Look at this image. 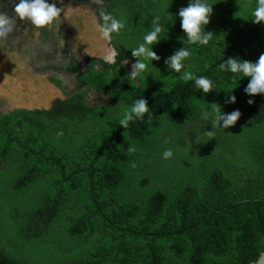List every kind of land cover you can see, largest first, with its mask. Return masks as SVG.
<instances>
[{"label":"trees","instance_id":"1","mask_svg":"<svg viewBox=\"0 0 264 264\" xmlns=\"http://www.w3.org/2000/svg\"><path fill=\"white\" fill-rule=\"evenodd\" d=\"M109 1L125 25L111 41L123 49L113 72L88 75L107 101L67 93L0 114V264H251L264 252V94L219 65L264 54L256 0H209L208 45L181 28L189 0ZM156 16L159 58L133 84L121 61L138 62L132 49ZM183 48L191 55L177 72L169 61ZM185 70L216 88L204 93ZM137 98L149 113L124 129ZM217 107L241 116L213 126L201 113Z\"/></svg>","mask_w":264,"mask_h":264},{"label":"clouds","instance_id":"2","mask_svg":"<svg viewBox=\"0 0 264 264\" xmlns=\"http://www.w3.org/2000/svg\"><path fill=\"white\" fill-rule=\"evenodd\" d=\"M97 3L102 4L103 0H97ZM13 9L15 17L10 18L7 15L0 13V42L6 41L9 33L13 31L15 19L27 20L36 27H46L57 20L64 9L57 6V0H14ZM213 13V4L209 0H189L188 6L179 10L178 15L181 18V28L186 33L189 43L208 45L212 38L211 32H206L205 26L210 22V16ZM253 22H264V0H256V7L253 12ZM100 17L102 20L101 32L105 40L111 41L113 33H119L124 28V23L111 13L104 12L101 8ZM160 16H156L153 20L152 29L143 37V43L132 49L133 56L139 57L137 63L133 64L131 72L132 83L135 84L136 77H142L144 70L148 67V61L158 59L157 54L152 50L150 45L160 39L162 27L159 24ZM117 53L112 51L102 57V59L109 64L115 63ZM191 55L188 48H183L176 52L170 58V66L177 72L186 66V60ZM207 66V65H206ZM221 71H228L241 77H250V80L245 88L248 94H264V54H261L259 59L255 62L240 58H229L226 63L219 65ZM182 79L194 80L196 88L208 93L213 88H216L213 81L205 76H194L193 73L185 70L182 73ZM235 96L231 97L234 102ZM249 103H253L249 100ZM150 107L145 98H137L134 103L126 110L119 120V126L124 129L129 126L130 122L135 120H142L146 113H149ZM201 116L207 120L211 119L213 126H219L228 129L233 126L241 113L235 110L231 113H224L220 108H214L212 111L203 110ZM223 121V124H220ZM211 134V133H210ZM129 152H135L136 147L129 145ZM173 151L168 149L163 152V157L169 159L173 156Z\"/></svg>","mask_w":264,"mask_h":264},{"label":"flooded vegetation","instance_id":"3","mask_svg":"<svg viewBox=\"0 0 264 264\" xmlns=\"http://www.w3.org/2000/svg\"><path fill=\"white\" fill-rule=\"evenodd\" d=\"M49 2H52V0H49ZM13 3L14 0H0V13H3L10 18H14L16 14L13 9ZM74 5L79 6L81 9L83 8V18L90 15L95 16H90V18L88 19H92L94 22H97L98 28L101 29L102 20L100 17V11L102 8L104 12L109 13L110 1L103 0V3L99 4L97 3V0H57V6L64 9V11H62L61 13V16L66 20L71 15L68 14L70 13L68 8H72ZM88 10H91L92 12H89ZM53 24L54 25H51L50 27L49 25L46 27H36L27 20L15 19L13 31L9 33L6 42L15 45V48L16 46L18 47L24 42L26 45H28V43L30 42H35L38 45L39 49L41 48L43 52L49 53V56L45 59L43 58L38 60L37 57L31 52V58L36 62L39 73L50 74L52 76V78L49 80L46 78L49 85L51 86V89L54 87L55 91L58 89L62 94H66V92H69L71 94L86 92V95H89L92 100H97L98 95L102 96V94L97 92L94 87H91V79L88 77V75L90 74L89 71L91 69H108L113 72L114 68L117 67L118 57L119 55H121L123 48L118 47L112 41H107L104 46L108 49V52L103 49V54L99 53V55L96 56L91 55L84 51V49L80 46H74L75 43L70 41V38L68 39V41L66 40V37L64 38L65 35L63 36V29H58L59 26L62 25L61 22ZM86 25L84 24L83 26L79 27V29L83 32L88 33L89 35L93 34L94 26H92L93 28H90V26L87 25L86 27ZM58 31H61L62 35L59 34ZM23 32L27 33V35L23 34ZM45 35H47L49 40L52 41V45H48L46 43L47 40H45L44 38ZM66 35L68 36V32ZM59 36L62 37V40L59 38ZM104 50L106 52H104ZM112 51H115L117 53L115 57V63H106L102 59V57L110 54ZM121 63L125 66L126 70L131 73L133 70V64L136 63V60L124 59L121 61ZM14 85H16L15 81L12 82V86L9 89L12 90ZM65 96L66 95H64V97ZM9 97L5 96V99L3 101H0L1 115H6L10 112L16 111V107H29V104L27 103L28 101H23L22 104H17L10 102Z\"/></svg>","mask_w":264,"mask_h":264},{"label":"rangeland","instance_id":"4","mask_svg":"<svg viewBox=\"0 0 264 264\" xmlns=\"http://www.w3.org/2000/svg\"><path fill=\"white\" fill-rule=\"evenodd\" d=\"M68 9L70 11L68 14L71 15L67 20L60 16L53 22H61L62 25L59 26L58 29H63V36L65 35L64 38L66 37L67 41L70 38V41L75 43L74 46H80L84 51L91 55L96 56L99 55V53L103 54V49L108 52V49L104 46L107 43V40L104 39L101 29L98 28V23L94 22L92 19H88L90 16H95L90 15L83 18V8L81 9L77 5ZM88 11L92 12L91 10ZM53 23L51 25H54ZM84 24H87L90 28L94 26L93 34L89 35L79 29V27ZM51 25H49V27ZM66 31L68 32V36L66 35ZM58 32L61 34V31ZM23 34L27 35V33L24 32ZM44 38L47 40V42H45L48 45H52V41L49 40L47 35H45ZM59 38L62 40L61 36H59ZM105 50L104 52H106ZM31 52L38 60L45 59L49 56V53L43 52L41 48L39 49L35 42H30L28 45L24 42L20 46H16V48L15 45L9 44L6 41L0 42V101H3L5 96H12L9 97L10 102L22 104L23 101H28V108H46L49 107L50 103L56 97L60 96L64 98V95L69 93L66 92V94H62L58 89L55 91L54 87L51 89L48 80L51 79L52 76L50 74L39 73L36 62L31 58ZM13 81L16 82V85L10 90L9 88L12 86ZM100 96L98 95L97 100L100 102L107 101V97L101 96V98ZM97 100H92L89 95L87 96L89 104L96 103Z\"/></svg>","mask_w":264,"mask_h":264},{"label":"water","instance_id":"5","mask_svg":"<svg viewBox=\"0 0 264 264\" xmlns=\"http://www.w3.org/2000/svg\"><path fill=\"white\" fill-rule=\"evenodd\" d=\"M251 264H264V252H262L260 257L256 261H253Z\"/></svg>","mask_w":264,"mask_h":264}]
</instances>
